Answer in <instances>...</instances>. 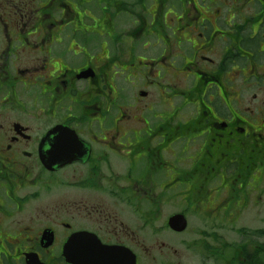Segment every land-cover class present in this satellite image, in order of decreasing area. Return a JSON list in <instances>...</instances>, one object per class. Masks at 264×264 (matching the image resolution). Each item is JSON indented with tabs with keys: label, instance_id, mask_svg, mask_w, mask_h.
<instances>
[{
	"label": "flooded vegetation",
	"instance_id": "1",
	"mask_svg": "<svg viewBox=\"0 0 264 264\" xmlns=\"http://www.w3.org/2000/svg\"><path fill=\"white\" fill-rule=\"evenodd\" d=\"M182 247L264 261V0H0V264Z\"/></svg>",
	"mask_w": 264,
	"mask_h": 264
},
{
	"label": "rangeland",
	"instance_id": "2",
	"mask_svg": "<svg viewBox=\"0 0 264 264\" xmlns=\"http://www.w3.org/2000/svg\"><path fill=\"white\" fill-rule=\"evenodd\" d=\"M175 195H179V200H177L179 203L176 204L173 208L169 209V212H174V213H180L182 211H186V213H189V210L182 207L185 205V199H192L194 201L195 197L193 194L188 193L187 190H185L184 188H178L175 191H166L164 193V198L167 200L169 198V196H175ZM180 205V206H179ZM193 206H195L194 202H193ZM252 212H247L248 214H251ZM193 213H190V228L188 229V233L183 236L182 238H190L191 235H198L199 231L197 229H199L200 227V223L197 220V216H193ZM252 226V225H251ZM241 228L246 227V228H250V225L248 223H246V221H242ZM231 238L229 239V242H232L235 239V236L230 233ZM166 238L171 239V240H176L177 237L172 233V232H165L164 235ZM162 236V237H163ZM164 241V240H163ZM179 241H177V245H179ZM182 251L183 256L180 258V260L183 262V264H199L201 262V258L198 256V254H196V257L193 254L188 253L183 247L180 248Z\"/></svg>",
	"mask_w": 264,
	"mask_h": 264
},
{
	"label": "water",
	"instance_id": "3",
	"mask_svg": "<svg viewBox=\"0 0 264 264\" xmlns=\"http://www.w3.org/2000/svg\"><path fill=\"white\" fill-rule=\"evenodd\" d=\"M58 161H60V159ZM169 225L173 230L177 232H183L187 227V222L183 215H175L170 219ZM126 253L127 252L125 251V254L123 255L124 264H135V257L130 252L128 255V263H127L125 257ZM108 257H116V255H114L113 252H109ZM67 259L72 262L75 260V256L72 254H67Z\"/></svg>",
	"mask_w": 264,
	"mask_h": 264
},
{
	"label": "trees",
	"instance_id": "4",
	"mask_svg": "<svg viewBox=\"0 0 264 264\" xmlns=\"http://www.w3.org/2000/svg\"><path fill=\"white\" fill-rule=\"evenodd\" d=\"M241 249H242V253H243V255L245 256V255H248L249 253H247V250H246V246L245 245H242L241 246ZM250 259H255V260H257L256 261V263H254V264H257V262L258 261H261V264H264V261L262 260V258H261V254L258 252V253H256V255L255 256H252L251 254H250V257H249ZM237 264H244L243 262H240V263H237ZM248 264V263H247Z\"/></svg>",
	"mask_w": 264,
	"mask_h": 264
}]
</instances>
